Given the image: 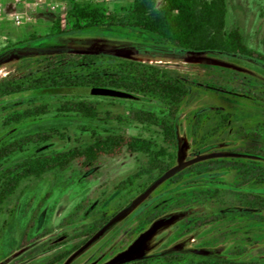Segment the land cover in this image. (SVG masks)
Listing matches in <instances>:
<instances>
[{"label": "rangeland", "instance_id": "obj_1", "mask_svg": "<svg viewBox=\"0 0 264 264\" xmlns=\"http://www.w3.org/2000/svg\"><path fill=\"white\" fill-rule=\"evenodd\" d=\"M75 1L121 15L132 0ZM226 2V27L237 28L245 44L264 55V0ZM69 7L68 0H47L35 9L24 0L18 10L27 11L31 20L20 26L0 12V50L32 35H47ZM21 47L1 60L0 81L25 78L45 65L74 64L82 53L154 65L176 77L189 89L176 123L179 145L173 164L180 161L185 175L178 188L170 177L152 186L159 177L141 192L147 178L132 177L146 158L124 152L101 158L87 170L72 163L62 172L25 179L0 206V264H45L53 255L71 250L56 264H106L150 228L131 261L122 264H156L152 259L162 252L196 261L195 256L201 255L193 250L232 261L264 259V210H249L243 204L254 193H264L263 66L242 57L183 53L154 35L133 30L75 32ZM105 62L85 71L99 70ZM81 99L95 104L94 120L57 111L63 102ZM39 105H45L47 112L33 121L4 122L15 112ZM137 110L158 114L159 104L147 98L39 96L27 91L1 97L0 143L38 130L54 134L23 145L0 162V170L29 156L81 147L104 130L161 144L157 128L132 118ZM238 162L248 170L240 172ZM105 220L100 229L94 228Z\"/></svg>", "mask_w": 264, "mask_h": 264}, {"label": "trees", "instance_id": "obj_2", "mask_svg": "<svg viewBox=\"0 0 264 264\" xmlns=\"http://www.w3.org/2000/svg\"><path fill=\"white\" fill-rule=\"evenodd\" d=\"M69 9L54 21L45 36L32 35L20 42L7 45L0 50V63L6 56L23 49L22 44L44 37L69 35L75 32L101 30H133L148 33L165 41L177 51H202L224 57H242L264 67V55L249 48L237 28H227L226 0H132L121 15L106 13L103 8L81 5L68 0ZM74 64L45 65L31 71L27 77L17 80L0 81V98L13 96L24 91L32 95L80 96L81 86L107 87L123 90L141 98L153 99L159 104V113L137 110L132 118L141 124L157 128L161 144L150 138L130 136L125 133L104 130L95 134L92 140L81 147L50 154L29 156L11 167L0 170V206L17 190L25 179H40L49 172H62L72 163L82 169L94 167L101 158H115L122 153H140L146 162L133 178H147L140 191H146L152 182L173 167L179 145L177 119L180 107L189 89L176 77L157 66L117 57H105L97 53H82ZM2 60V61H1ZM105 62L96 71H85L96 62ZM60 114L74 113L79 117L94 120L98 111L94 103L82 100L63 102L57 110ZM47 112L45 105H39L21 112H15L8 121L16 124L33 121ZM227 121V116H221ZM122 121L121 119H118ZM54 133L38 130L26 135L15 136L0 143V162L14 154L23 145H33L46 141ZM239 171L248 170L243 162H238ZM241 172V171H240ZM157 177L154 178L153 175ZM184 171H179L168 180L174 184L181 182ZM197 176H209L197 173ZM127 181H131L129 178ZM164 193V192H163ZM250 194V193H246ZM253 194V193H252ZM264 193H254L246 198L244 207L249 210H264ZM106 220L94 227L100 229ZM88 238V236L86 235ZM76 247V246H75ZM71 251L53 255L45 264H56L66 258ZM183 255L171 252L159 253L156 264H264V259L232 261L218 258L216 253L195 256L196 261L185 260Z\"/></svg>", "mask_w": 264, "mask_h": 264}, {"label": "water", "instance_id": "obj_3", "mask_svg": "<svg viewBox=\"0 0 264 264\" xmlns=\"http://www.w3.org/2000/svg\"><path fill=\"white\" fill-rule=\"evenodd\" d=\"M186 53L189 54H202V51H187ZM77 93L80 95L85 96H95V97H109V98H116V99H124V100H141L142 98L134 95L132 93L113 89V88H107V87H95V86H81L78 88ZM182 169V165L179 161V163L175 166H173L171 169H169L166 173H164L152 186H155L159 182L173 176L177 172H179ZM151 231V228L145 231L141 236L138 237V239L131 245V247L114 257L112 260L108 261L106 264H122L124 262L131 261L132 255H134L139 249L142 244L143 238L148 235ZM194 253L199 255H206L207 251L204 250H193Z\"/></svg>", "mask_w": 264, "mask_h": 264}, {"label": "built area", "instance_id": "obj_4", "mask_svg": "<svg viewBox=\"0 0 264 264\" xmlns=\"http://www.w3.org/2000/svg\"><path fill=\"white\" fill-rule=\"evenodd\" d=\"M30 5L35 9L44 7L47 0H29ZM24 0H13L7 3L6 0H0V12L11 21L14 26H20L31 20V15L27 11H19L18 7Z\"/></svg>", "mask_w": 264, "mask_h": 264}, {"label": "flooded vegetation", "instance_id": "obj_5", "mask_svg": "<svg viewBox=\"0 0 264 264\" xmlns=\"http://www.w3.org/2000/svg\"><path fill=\"white\" fill-rule=\"evenodd\" d=\"M208 254H210L211 252L210 251H207Z\"/></svg>", "mask_w": 264, "mask_h": 264}]
</instances>
